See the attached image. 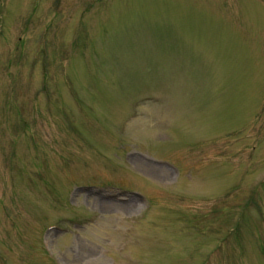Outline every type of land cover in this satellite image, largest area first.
<instances>
[{
  "label": "rangeland",
  "instance_id": "374dc122",
  "mask_svg": "<svg viewBox=\"0 0 264 264\" xmlns=\"http://www.w3.org/2000/svg\"><path fill=\"white\" fill-rule=\"evenodd\" d=\"M51 225L62 264H264V0H0V264Z\"/></svg>",
  "mask_w": 264,
  "mask_h": 264
},
{
  "label": "bare ground",
  "instance_id": "6f19581e",
  "mask_svg": "<svg viewBox=\"0 0 264 264\" xmlns=\"http://www.w3.org/2000/svg\"><path fill=\"white\" fill-rule=\"evenodd\" d=\"M132 159H134V160H136L137 162H140V163H142V164H146V165L153 166V168L157 169L158 171L164 172V173H167V172L170 171L168 168H166V167H164V166H160V165L152 164V163L147 162V161H145V160H143L142 158L137 157V156H135V157L132 158ZM78 193H79V192H78ZM78 193L76 194V196L78 195ZM98 199H99V198H98ZM100 202H101V205L103 206V207H102V206H101V207H102L103 209H105V210H106V209L108 210V208H109V209L112 208V207L115 206L116 203H117V202H114V201H105V200H103V201L100 200ZM98 203H99V201H98ZM99 206H100V204H99ZM135 206H136L135 203H131V204L126 205L125 207H126V210H127L128 212H130V211H132V210L135 208ZM102 208H100L101 211H102ZM148 213H152L151 210H150ZM55 237H56V236H55ZM54 242H55V240H54Z\"/></svg>",
  "mask_w": 264,
  "mask_h": 264
}]
</instances>
